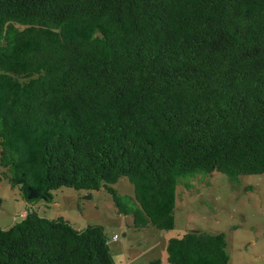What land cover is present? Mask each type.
<instances>
[{"label":"trees","instance_id":"1","mask_svg":"<svg viewBox=\"0 0 264 264\" xmlns=\"http://www.w3.org/2000/svg\"><path fill=\"white\" fill-rule=\"evenodd\" d=\"M0 165L32 205L0 264H115L103 225L35 208L63 187L170 230L197 176L264 173V0H0ZM227 246L191 230L168 262L229 264Z\"/></svg>","mask_w":264,"mask_h":264},{"label":"rangeland","instance_id":"2","mask_svg":"<svg viewBox=\"0 0 264 264\" xmlns=\"http://www.w3.org/2000/svg\"><path fill=\"white\" fill-rule=\"evenodd\" d=\"M5 170L0 165V227L9 228L21 222L32 205L12 187ZM193 183L192 189L178 190L176 225L170 230L154 226L136 230L133 216L118 213L105 187L94 191L63 187L54 191L53 203L39 202L35 208L50 218L64 216L78 229L103 225L115 264H150L158 258L169 264V239L191 230L225 233L229 264H264V173L245 174L233 181L214 171L197 176ZM114 187L123 195L135 194V186L126 176ZM115 234L118 238L113 239Z\"/></svg>","mask_w":264,"mask_h":264},{"label":"built area","instance_id":"3","mask_svg":"<svg viewBox=\"0 0 264 264\" xmlns=\"http://www.w3.org/2000/svg\"><path fill=\"white\" fill-rule=\"evenodd\" d=\"M113 238H114V239L118 238V235H115Z\"/></svg>","mask_w":264,"mask_h":264},{"label":"crops","instance_id":"4","mask_svg":"<svg viewBox=\"0 0 264 264\" xmlns=\"http://www.w3.org/2000/svg\"><path fill=\"white\" fill-rule=\"evenodd\" d=\"M115 235H117V234H115ZM115 235H114V236H115ZM114 236H113V237H114Z\"/></svg>","mask_w":264,"mask_h":264},{"label":"clouds","instance_id":"5","mask_svg":"<svg viewBox=\"0 0 264 264\" xmlns=\"http://www.w3.org/2000/svg\"><path fill=\"white\" fill-rule=\"evenodd\" d=\"M114 239V238H113Z\"/></svg>","mask_w":264,"mask_h":264}]
</instances>
